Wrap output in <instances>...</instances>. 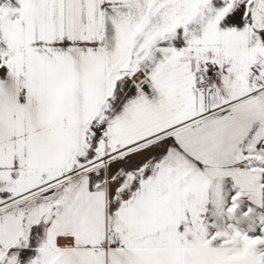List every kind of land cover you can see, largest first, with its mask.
Instances as JSON below:
<instances>
[{"label":"snow or ice","instance_id":"6c2138e0","mask_svg":"<svg viewBox=\"0 0 264 264\" xmlns=\"http://www.w3.org/2000/svg\"><path fill=\"white\" fill-rule=\"evenodd\" d=\"M0 264H264V0H0Z\"/></svg>","mask_w":264,"mask_h":264}]
</instances>
